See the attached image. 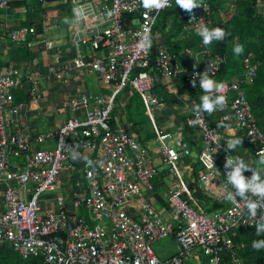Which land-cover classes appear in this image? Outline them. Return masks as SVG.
Returning <instances> with one entry per match:
<instances>
[{"label":"built area","instance_id":"1","mask_svg":"<svg viewBox=\"0 0 264 264\" xmlns=\"http://www.w3.org/2000/svg\"><path fill=\"white\" fill-rule=\"evenodd\" d=\"M11 1L16 0H0V11H8ZM48 1L37 0L41 6ZM174 1L69 0L71 13L76 4H83L88 13L72 22L71 68L96 72L102 86L112 93L70 98L64 106L71 111L82 110L84 117L66 120L53 134L32 132L25 102L14 100L23 83L29 85L31 97L39 98L38 79L26 73L22 82L10 69L0 68V177L5 186L0 199V247H9L22 260L39 257L43 264H185L201 256L209 264H221L223 255L243 264L237 255L243 245L234 239L238 233L264 223V199L252 196L257 201L254 216L244 199L236 196L235 201L228 200L226 194L235 189L225 182L228 169L224 161L228 155L234 156L235 150L227 148L226 141L241 136L249 145V152L241 149L246 163L247 155H252L255 163L261 162L264 132L246 97L259 62L252 53L244 57L239 75L224 81L226 88L221 94L226 102L211 113H194L191 106L196 102L187 96L180 98L187 111L183 129L198 138L197 160L201 165L194 183H187L181 164L191 155L190 144L172 141L171 135L155 125L153 112L162 99L154 91V74L170 90L179 76L188 83L194 72L207 70L215 78L224 57L204 45L195 32L200 24L216 25L207 1L191 10L183 9L179 17L183 28L199 38L197 48L187 47L174 54L163 42L154 48L153 41L147 51L137 48L141 32L148 29L152 37L160 14ZM233 10L234 5H230L224 18H230ZM36 31L35 26L22 25L10 31L9 39L22 42L28 35L38 34ZM48 31L43 23L39 43L54 50L57 44L47 38ZM69 70L53 62L48 65L47 76L62 80ZM126 88L141 99L162 153L159 164L151 162L148 148L128 135L119 119L112 116L115 94ZM51 138L55 147L44 148L42 144ZM72 151H82L92 161L82 163L87 195L74 194L70 208L65 207L61 195H56L58 211L42 212L40 198L61 186L60 172ZM210 157L214 165L209 164ZM18 158H23L21 165L11 162ZM162 171L168 183L165 188H156L151 181ZM244 175L250 176L251 168ZM145 191L158 194L163 208L155 209L139 200L137 218L132 217L126 208ZM198 191L210 204L221 207L206 210L196 197ZM170 237L176 252L159 258L152 243Z\"/></svg>","mask_w":264,"mask_h":264},{"label":"crops","instance_id":"2","mask_svg":"<svg viewBox=\"0 0 264 264\" xmlns=\"http://www.w3.org/2000/svg\"><path fill=\"white\" fill-rule=\"evenodd\" d=\"M222 1L229 2L231 0ZM12 2L19 3V0ZM21 2L22 6L20 7L14 8L13 4L8 11H0V36L4 38V40L0 41V68L10 69L14 77L22 82L26 73H30L38 79L39 98L35 99L31 97L28 94L29 85L23 83L14 93V100L16 103L25 102L27 107L25 116L32 132L53 134L66 120L74 116L84 117L82 110L71 111L64 106V103L70 98L81 94L102 96L109 95L112 92L109 88L102 86L99 75L96 72H79L71 68L74 51L69 43L70 22L66 23L64 20L65 16L71 18L68 0H50L44 6H41L37 0H21ZM221 11L218 13L220 20L224 17ZM48 12L50 16H48ZM43 17H45V20L42 19ZM25 20L41 21L42 25L44 23L48 26L47 38L53 40L57 44V48L47 50L44 45L39 43V33L28 35L22 42H11L9 39L10 31L21 26ZM215 23L217 22L215 21ZM184 30L183 28L175 36L171 33L173 36L172 43L175 42V44H180V47H182L183 44L181 42L187 36ZM169 31L173 32L172 27H170ZM164 37V32L157 31L154 43L157 45L163 42L166 45L167 41ZM55 52L58 53L57 56H54ZM53 62L62 67H69L68 76H65L62 80L48 77L47 68ZM154 77V91L162 99L161 106L153 112L155 125L162 132L171 135L172 141L182 140L190 144L191 155L181 166L185 168L184 175L186 182L192 184L195 181L197 173L201 170V166L197 161L198 141L196 139L198 138L195 137L193 132L183 129L187 111L181 103L180 98L187 96L198 103L202 90L198 82L197 86L194 87L191 82L186 83L182 80L181 76L172 82L171 89L168 90L163 86V82L157 74H154ZM114 104L112 116L119 119L121 127L128 135L136 138L140 144L148 148L151 154V162L159 164L162 153L151 125L149 124L151 128L149 135L142 134L140 126L137 125L134 119L138 110L137 107L142 104L140 97L134 91L126 88L115 94ZM209 119L212 118L210 117ZM42 145L44 148L53 149L55 147V140L54 138L47 139ZM79 152L85 156L88 155L82 151ZM83 161L84 159L72 160L69 157L60 172L61 186L57 190L43 193L40 198L42 212L58 211V207L55 204L56 195H61L64 198L66 208H70L74 194L87 195V183L82 172ZM11 162L21 165L23 158H18ZM163 172L155 179L157 181L155 184L156 188L159 182L162 184V188H165L168 183L167 181L161 182L164 178ZM4 187V183L0 177V199ZM139 200L146 201L155 209L163 208V203L158 194L145 191L141 198L132 200L126 208L127 213L132 217L137 218L136 205ZM174 252L175 250L166 257L171 256Z\"/></svg>","mask_w":264,"mask_h":264},{"label":"trees","instance_id":"3","mask_svg":"<svg viewBox=\"0 0 264 264\" xmlns=\"http://www.w3.org/2000/svg\"><path fill=\"white\" fill-rule=\"evenodd\" d=\"M203 1H207L210 4L214 23L216 21L217 23L215 24L222 26L226 31L223 40L214 41L209 45L214 53L224 57V63L217 72L215 79L225 81L231 76L239 75L242 68V61L248 53H252L254 58L259 62L256 78L246 91V97L251 104L252 112L256 118L258 126L264 132V0H231L229 2L222 0H196L197 3ZM228 3L230 4L228 5ZM13 4L14 8L22 6L21 1H19V3L11 1L10 8ZM260 4L262 5L261 7ZM230 5H234L232 16L228 19L223 17L220 20L218 14L219 11L223 10L221 12L224 14L227 7L230 10ZM182 10L183 8L178 5L176 6L175 0L171 8L164 10L160 14L152 33V41L154 43L157 31L164 32V39L167 41L166 47L174 54H180L182 50L187 47L195 49L199 45V38L191 30H184L187 36L184 37L181 42L183 44L182 47H180V44H175V42L172 43L171 41L173 37L172 35L175 36L178 32L183 30L184 23L179 18ZM40 23L41 21L25 20L22 25L35 26L37 30L36 32L41 34L42 23ZM71 27L72 22H70V31ZM170 27H172L173 32L169 31ZM175 41L179 42L177 40ZM235 43H241L244 46V51L239 55L234 54L232 51V47ZM153 47H156L155 43ZM196 81L199 83V78H197ZM240 147L245 152H249V145L243 137H241ZM247 156L248 164L254 167L255 158L252 155ZM196 197L208 211L219 209L221 207L216 203L210 204L209 201L202 196L200 191H198ZM261 235L264 236V233ZM257 238L259 237L256 234L255 228H250L244 233H238L237 237L234 239L235 243L239 242L243 245V247H240L237 250V255L242 259L243 264H264V248L256 250L251 247L252 240ZM221 260V264H235L231 261L228 255H223ZM0 264H43V260L39 257H31L22 260L9 247L2 246L0 247ZM185 264L209 263L205 257L201 256L198 259H192Z\"/></svg>","mask_w":264,"mask_h":264},{"label":"clouds","instance_id":"4","mask_svg":"<svg viewBox=\"0 0 264 264\" xmlns=\"http://www.w3.org/2000/svg\"><path fill=\"white\" fill-rule=\"evenodd\" d=\"M198 3L196 2V0H176V6L178 5L179 7L186 10H191L194 6L199 5ZM68 4L70 8L69 0H68ZM70 13H71V9H70ZM87 14H88L87 10L83 4H76L72 9V13H71L72 17L70 18L68 16H65L64 20L66 23L75 22V20L83 18ZM195 32L201 38V42L204 45H210L214 41L223 40L226 35L225 29L217 24L211 27H209L207 24H200L195 28ZM151 44H152V37L150 35L149 30L145 29L143 32H141L140 37L136 42V46L140 50L147 51L151 47ZM232 51L236 55L241 54L244 51L243 44L235 43L232 47ZM196 77H199L198 85L202 90V94L199 96V102L194 103L191 106V109L194 113H204V112L211 113L215 109V107L219 105H223L226 102V97L223 94H221L226 88V84L224 81H220L213 78L208 74L207 70L202 72H194L193 78L191 80V83L193 84L194 87L197 86ZM226 144H227V148L236 149V146L241 144V137H233L232 139L226 141ZM259 151H260V161L261 163H264V149ZM70 158L72 160L84 159L88 163L92 162L90 159H88L87 156L83 155L79 151H72L70 154ZM209 164L214 165L211 160V157L209 160ZM224 164H225V168L228 169L226 171L225 182L227 185H231L235 189V191L230 190L226 194V198L230 201H235L236 196H239L241 199H244L246 201V207L249 210V213L254 216L256 214L257 201L253 200L252 196L254 195L256 197L264 199V173H262L259 169L252 167V165L246 163L244 159L241 157V155H236V154L234 156L228 155L224 161ZM229 165H231L230 168H228ZM249 168H251V175L246 177L244 175V171ZM255 230L259 238L252 240L251 247L253 249L259 250L264 248V236L261 235L262 233H264V223L257 224ZM175 252H176V247H175Z\"/></svg>","mask_w":264,"mask_h":264},{"label":"rangeland","instance_id":"5","mask_svg":"<svg viewBox=\"0 0 264 264\" xmlns=\"http://www.w3.org/2000/svg\"><path fill=\"white\" fill-rule=\"evenodd\" d=\"M230 3H228L229 5ZM228 7L225 9V12L224 14L228 11ZM48 16H50V13L48 12L47 13ZM138 110H137V113L135 115V121L137 123V125L140 126V130H141V133L142 134H145V135H149V131H150V123L147 119V117L145 116V109H144V106L143 104L139 105L138 107ZM242 148L240 146L236 147V149L234 150L233 152V155H241V157L244 159L245 162H247V157L245 156V153L242 152L241 150ZM255 168L259 169V170H264V163H261V162H257L255 163L254 165ZM157 178V177H156ZM156 178H154L151 183L153 186H155V184L157 183V181L155 180ZM163 181H161L162 183H164V181H168V178L167 177H164L162 179ZM162 184H160L159 182V185L158 187H161ZM152 248L154 249V251L156 252V255L160 258H163V257H166L167 255L171 254L174 250H175V244L173 242V240L171 238H166V239H163V240H160V241H156L154 243H152Z\"/></svg>","mask_w":264,"mask_h":264},{"label":"bare ground","instance_id":"6","mask_svg":"<svg viewBox=\"0 0 264 264\" xmlns=\"http://www.w3.org/2000/svg\"><path fill=\"white\" fill-rule=\"evenodd\" d=\"M48 6V5H47ZM228 6V5H227ZM42 8V7H41ZM232 19V18H231ZM41 24V23H40ZM42 25V24H41ZM2 28V27H1ZM42 28V27H41ZM1 31V30H0ZM3 35V34H2ZM247 55V54H246ZM30 71V70H29ZM177 82V81H176ZM175 82V83H176ZM175 86V85H174ZM178 86V85H177ZM184 91V90H183ZM181 92V91H180ZM175 137V136H174ZM239 155V154H238ZM253 160V159H252ZM185 169V168H184ZM16 254V253H15Z\"/></svg>","mask_w":264,"mask_h":264}]
</instances>
